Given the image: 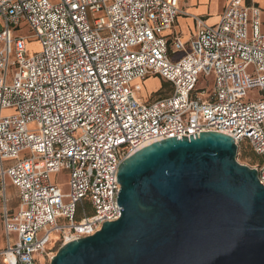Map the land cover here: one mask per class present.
<instances>
[{"label": "built area", "instance_id": "built-area-1", "mask_svg": "<svg viewBox=\"0 0 264 264\" xmlns=\"http://www.w3.org/2000/svg\"><path fill=\"white\" fill-rule=\"evenodd\" d=\"M183 13L180 0H0V264H39L117 219L119 164L173 135L246 140L264 183L261 9L226 0L215 23L194 16L188 40L165 33ZM20 24L39 41L33 54L25 35H13ZM201 73L208 89H196ZM149 76L170 84L163 96L142 97L136 83ZM61 169L67 194L51 180Z\"/></svg>", "mask_w": 264, "mask_h": 264}, {"label": "water", "instance_id": "water-1", "mask_svg": "<svg viewBox=\"0 0 264 264\" xmlns=\"http://www.w3.org/2000/svg\"><path fill=\"white\" fill-rule=\"evenodd\" d=\"M229 134L157 140L119 164L120 216L50 264H264V183Z\"/></svg>", "mask_w": 264, "mask_h": 264}, {"label": "rangeland", "instance_id": "rangeland-1", "mask_svg": "<svg viewBox=\"0 0 264 264\" xmlns=\"http://www.w3.org/2000/svg\"><path fill=\"white\" fill-rule=\"evenodd\" d=\"M226 0H211L210 4L208 7L206 6V10L204 13H202L205 17H203L208 24H213L216 22V20L213 19V15L218 16L219 12L222 10L224 3ZM248 3H252V0H247ZM197 4V1L193 0H180V4L183 8H186L190 4ZM264 7V6H263ZM201 15V14H197ZM176 28V27H175ZM2 29V25L0 22V30ZM196 30V25L195 22L193 21L192 24L190 23H181L178 20V26L176 31L184 36V40H188L189 37L193 34V32ZM13 35H25L27 37L26 39V44H27V51L28 54H33L34 52L38 51L40 46H39V41L36 37L32 36L31 31L29 28L24 25L20 24L18 28H12ZM180 53H177L175 56H179ZM211 79V76H206L203 73L199 75L198 83L196 86V89H202L206 88L208 89L207 81ZM136 84L139 86V91L142 94V97L146 100H153L158 96H163L166 91L170 88V84L163 81L161 83L157 82H152V81H139ZM253 95H257V89L253 88L249 90L248 92V98H250ZM9 110H4L1 112V114H8ZM236 160L239 163L246 164L248 166L254 165L256 162L259 161L258 157L255 155L254 151L252 150L250 144L246 141H239L237 143V150H236V155H235ZM51 180L54 184H56L60 190L61 193L67 194L70 191V186H69V173L68 171L61 169L56 173H53L51 175ZM5 189H6V194L12 195L11 200H9L11 206H14L16 204V190L15 188L9 183V181H6L5 183ZM1 194V190H0ZM69 199L67 197L63 198V202L67 203ZM42 231H40L38 234L40 235ZM13 239L16 240V234H12ZM61 244L56 245V247L52 250L53 255L57 251ZM51 254H49L50 256ZM52 255V256H53ZM39 264H50V258L48 256H45L43 260Z\"/></svg>", "mask_w": 264, "mask_h": 264}, {"label": "crops", "instance_id": "crops-1", "mask_svg": "<svg viewBox=\"0 0 264 264\" xmlns=\"http://www.w3.org/2000/svg\"><path fill=\"white\" fill-rule=\"evenodd\" d=\"M193 1L194 2L197 1V4L192 3V4H190L189 6H187L186 8H183V9H182V6L180 4L181 10H183L185 13L180 14L177 17V19L175 21V24L173 25V28L171 30H166L165 31L166 34L171 33V31L172 32L176 31L177 26H178V20L181 23H183V24H185V23L192 24L193 21L195 22L194 16H199L197 14H201L200 17H205L202 13L205 12L206 6L208 7V5H211L210 4L211 0H193ZM252 3L258 5L259 8L261 9V12H262L261 13V19H262V22L264 24V7H263L264 6V0H252ZM212 17H213L214 20L217 21L218 16H216V13ZM195 25H196V22H195ZM183 37L184 36L181 35V38L182 39H183ZM147 80L152 81V82H157V83H161V82L164 81L159 76H149L144 81H147ZM5 196L7 197V200H8L7 201V205L10 206V207H14V206H11V204L9 202V200H11L12 195L5 194ZM3 203H4V201H3V194H0V248L3 247L4 246V243H5V240H4V230H3V221H2V207H3Z\"/></svg>", "mask_w": 264, "mask_h": 264}, {"label": "trees", "instance_id": "trees-1", "mask_svg": "<svg viewBox=\"0 0 264 264\" xmlns=\"http://www.w3.org/2000/svg\"><path fill=\"white\" fill-rule=\"evenodd\" d=\"M256 155V154H255ZM257 156V155H256ZM258 157V159H259V161H261L262 160V158L261 157H259V156H257Z\"/></svg>", "mask_w": 264, "mask_h": 264}]
</instances>
